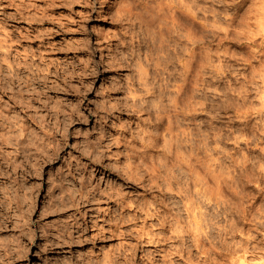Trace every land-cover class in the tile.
I'll return each instance as SVG.
<instances>
[{
	"label": "clouds",
	"instance_id": "1",
	"mask_svg": "<svg viewBox=\"0 0 264 264\" xmlns=\"http://www.w3.org/2000/svg\"><path fill=\"white\" fill-rule=\"evenodd\" d=\"M0 264H264V0H0Z\"/></svg>",
	"mask_w": 264,
	"mask_h": 264
}]
</instances>
